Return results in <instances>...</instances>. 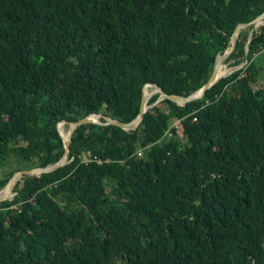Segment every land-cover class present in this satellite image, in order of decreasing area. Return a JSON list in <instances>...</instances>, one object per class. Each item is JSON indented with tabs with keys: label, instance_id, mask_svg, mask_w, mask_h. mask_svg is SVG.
<instances>
[{
	"label": "trees",
	"instance_id": "trees-1",
	"mask_svg": "<svg viewBox=\"0 0 264 264\" xmlns=\"http://www.w3.org/2000/svg\"><path fill=\"white\" fill-rule=\"evenodd\" d=\"M262 11L264 0H0V190L60 159L59 121H130L145 83L196 91L233 28ZM249 27L224 58L241 63L246 44L247 63L202 97L163 98L133 130L78 125L65 164L23 175L0 202V264H264V23L246 43Z\"/></svg>",
	"mask_w": 264,
	"mask_h": 264
},
{
	"label": "water",
	"instance_id": "water-1",
	"mask_svg": "<svg viewBox=\"0 0 264 264\" xmlns=\"http://www.w3.org/2000/svg\"><path fill=\"white\" fill-rule=\"evenodd\" d=\"M264 23V11H262L261 13H259L258 15H256L253 19H251L250 21L246 22V23H239L237 24L232 32L229 35L228 38V46L226 47V50L219 54L216 55L214 58V62L212 65V69L207 77V79L205 80V82L194 92L186 95V96H182V95H175V94H168L166 92H164L159 86H157L156 84L153 83H145L142 85L141 87V93H140V99H139V106H138V112L137 115L130 121L127 122H122V121H117L107 115L102 114L101 112H95V113H89L77 120H73V121H59L62 123L66 124V134L63 137L62 133L60 132V130L58 129L57 123H56V130L61 138L62 141V146H63V154L60 157V159H58L57 161H55L54 163L48 164L46 166L43 167H34V168H30V169H23L21 171H17L15 172L12 177L10 178V180L7 182V184L5 185L4 188H6V194L3 197H0V202H4V201H8L10 198H13L14 193V187L17 184V182L20 180L21 177H23V175H29V176H37L40 177L42 174L44 173H49L51 171L56 170L58 167L62 166L63 164H65L67 162V155L70 152L69 150V141H70V135L72 133V131L74 130V128L78 125L81 124H86V123H96V124H111L114 125L122 130H133L135 129V127L138 125V123L141 121L142 119V115L144 113V111L150 107L153 106L154 104H156L159 100L165 98L168 99L178 105H183L189 101L198 99L200 97L203 96L204 91L210 86L212 85L215 81H217L219 78L224 77L226 75H228L229 73H231L232 71L242 67L244 64L247 63V58H246V51H247V46L246 44L244 45V60L235 65V66H230L223 74H220L218 76H214L213 75V71L215 68V62H216V58L217 57H221V58H225L234 48L235 45V39H236V35L238 33V31L242 28H244L245 26L249 25V31L247 34V41L249 40L251 33L253 31V29ZM144 85H149L150 86V90H149V97L154 94L157 93V97L155 98V100L150 103V104H146L147 100H144V96H143V86ZM91 116H94L93 118ZM99 118L103 119V122L99 121ZM1 191V190H0Z\"/></svg>",
	"mask_w": 264,
	"mask_h": 264
},
{
	"label": "bare ground",
	"instance_id": "bare-ground-1",
	"mask_svg": "<svg viewBox=\"0 0 264 264\" xmlns=\"http://www.w3.org/2000/svg\"><path fill=\"white\" fill-rule=\"evenodd\" d=\"M222 60H223V58H219L218 60H217V62L215 63V68H214V71H213V75L214 76H218V75H220V74H223L227 69L225 68H222V67H220L218 70H217V67H219V66H221V64H222ZM220 62V63H219ZM219 63V64H218ZM223 65V64H222ZM217 70V71H216ZM145 87V86H144ZM144 87H143V90H144ZM142 90V91H143ZM148 90L146 89L144 92H143V96H144V100H147L148 98H149V95H148V93H149V91L147 92ZM147 92V93H146ZM92 118L94 117V116H91ZM57 126H58V129L60 130V132L62 133V135H63V137L65 136V134H66V131H63V129H62V125H61V122L60 123H58L57 124ZM6 194V188H4L3 190H1L0 191V197H3L4 195Z\"/></svg>",
	"mask_w": 264,
	"mask_h": 264
},
{
	"label": "rangeland",
	"instance_id": "rangeland-1",
	"mask_svg": "<svg viewBox=\"0 0 264 264\" xmlns=\"http://www.w3.org/2000/svg\"><path fill=\"white\" fill-rule=\"evenodd\" d=\"M223 64V65H222ZM222 64H221V66H223L222 68H226V69H228L230 66L228 65V62H224V59L222 60ZM262 64L264 65V61H262ZM261 79L262 80H264V72H263V74H261ZM147 86V90L149 91L150 90V86L149 85H146ZM177 121L173 118V119H170L169 120V123L170 124H174V123H176ZM61 125H62V129H63V131H66V124L65 123H62L61 122ZM174 135L175 136H177V137H181V133H180V131H179V129L177 130V131H174ZM7 170H9V169H7ZM6 171V170H5ZM4 189V188H3ZM2 189V190H3Z\"/></svg>",
	"mask_w": 264,
	"mask_h": 264
},
{
	"label": "built area",
	"instance_id": "built-area-1",
	"mask_svg": "<svg viewBox=\"0 0 264 264\" xmlns=\"http://www.w3.org/2000/svg\"><path fill=\"white\" fill-rule=\"evenodd\" d=\"M81 160L87 162V161H91V160H95L99 163L102 162V160L99 158V157H96V156H89V153H87V155H81Z\"/></svg>",
	"mask_w": 264,
	"mask_h": 264
}]
</instances>
